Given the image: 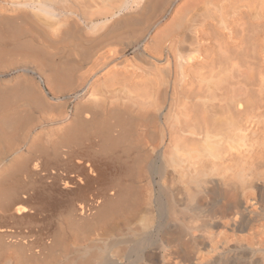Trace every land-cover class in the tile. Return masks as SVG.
<instances>
[{"label": "bare ground", "instance_id": "1", "mask_svg": "<svg viewBox=\"0 0 264 264\" xmlns=\"http://www.w3.org/2000/svg\"><path fill=\"white\" fill-rule=\"evenodd\" d=\"M0 264H264V0H0Z\"/></svg>", "mask_w": 264, "mask_h": 264}]
</instances>
